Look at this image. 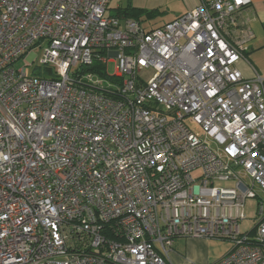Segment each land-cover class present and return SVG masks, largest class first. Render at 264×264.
I'll return each mask as SVG.
<instances>
[{"label": "built area", "instance_id": "built-area-1", "mask_svg": "<svg viewBox=\"0 0 264 264\" xmlns=\"http://www.w3.org/2000/svg\"><path fill=\"white\" fill-rule=\"evenodd\" d=\"M111 1L0 0V264H171L177 239L264 264V79L237 68L251 0L153 30Z\"/></svg>", "mask_w": 264, "mask_h": 264}, {"label": "crops", "instance_id": "crops-1", "mask_svg": "<svg viewBox=\"0 0 264 264\" xmlns=\"http://www.w3.org/2000/svg\"><path fill=\"white\" fill-rule=\"evenodd\" d=\"M147 1L154 3L157 7L167 8L169 13L167 20L162 21L166 25L182 17L201 2L210 0ZM238 18L240 22L246 24L250 36L243 51L244 59L238 62L237 68L247 80L255 79L256 74L264 79V0H251L250 5L239 13ZM213 246L214 242L205 239H177L169 256L170 263L213 264L210 263Z\"/></svg>", "mask_w": 264, "mask_h": 264}, {"label": "rangeland", "instance_id": "rangeland-1", "mask_svg": "<svg viewBox=\"0 0 264 264\" xmlns=\"http://www.w3.org/2000/svg\"><path fill=\"white\" fill-rule=\"evenodd\" d=\"M121 7L124 11L128 12L132 19L138 20L142 27L146 30L158 29L164 26L165 20H167L168 12L165 7H157L154 3L147 0H112L107 11V16H115L117 14V8ZM39 51L34 49L26 58L19 60L16 63V68L27 67L28 73L31 74L32 69L29 67L30 60L33 56H38ZM95 79L103 80L104 77L97 73H92ZM108 75H115V64L111 63L108 66ZM259 196L264 199V195L257 191ZM257 199H249L246 202L245 213L247 221L242 225V230L247 232L251 230L255 225L257 218ZM214 242V248L211 250V262L215 263L225 255H227L233 248V244L230 241H212ZM220 257H216L219 256Z\"/></svg>", "mask_w": 264, "mask_h": 264}, {"label": "trees", "instance_id": "trees-1", "mask_svg": "<svg viewBox=\"0 0 264 264\" xmlns=\"http://www.w3.org/2000/svg\"><path fill=\"white\" fill-rule=\"evenodd\" d=\"M117 10V14L115 16L117 17H122V18H126V19H132L131 15L124 11V9L122 8H118ZM135 20V19H132ZM138 21V20H135ZM139 22V21H138ZM106 68L104 65L96 62L93 64V66L89 67V68H83V72L85 73H97L100 74L101 76H103L104 78H106V74H105ZM49 70L48 69H42L41 71H36L35 75L36 76H45L48 75Z\"/></svg>", "mask_w": 264, "mask_h": 264}]
</instances>
